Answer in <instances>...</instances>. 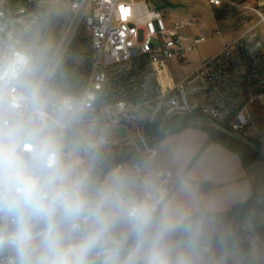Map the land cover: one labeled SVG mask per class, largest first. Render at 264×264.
I'll return each instance as SVG.
<instances>
[{
  "label": "built area",
  "instance_id": "built-area-1",
  "mask_svg": "<svg viewBox=\"0 0 264 264\" xmlns=\"http://www.w3.org/2000/svg\"><path fill=\"white\" fill-rule=\"evenodd\" d=\"M49 1L0 0V64L14 52H23L30 60L22 75L0 79V143H11L23 152L44 141L58 146L71 127L85 126L81 142L62 153L65 161L88 171L94 182L111 164L131 153L99 184L112 173L129 178L137 193L147 188L159 199L158 214L179 176L152 166L158 150L150 144L153 139L148 130L168 136L182 121L200 117L220 124L240 140L264 139L256 121L259 112L264 115V32L259 31L264 26V14L259 11L264 0L257 8L232 0H207L216 9L242 7L258 21L175 83L164 78L168 64L180 61L205 38L181 37L178 32L184 26L166 22L145 0H73L74 25L82 22L89 35V72L79 95L57 100L44 94L64 47L50 56L44 70L34 74L37 82L31 90H26L24 79L33 67L25 47ZM111 125L131 130L133 140L107 136L103 128ZM6 256L7 252H0V260Z\"/></svg>",
  "mask_w": 264,
  "mask_h": 264
},
{
  "label": "clouds",
  "instance_id": "clouds-1",
  "mask_svg": "<svg viewBox=\"0 0 264 264\" xmlns=\"http://www.w3.org/2000/svg\"><path fill=\"white\" fill-rule=\"evenodd\" d=\"M29 64L14 52L0 64V79ZM159 204L119 173L94 186L52 141L27 152L0 143V252H7L0 264H183L165 243L182 217L165 205L157 222Z\"/></svg>",
  "mask_w": 264,
  "mask_h": 264
},
{
  "label": "rangeland",
  "instance_id": "rangeland-1",
  "mask_svg": "<svg viewBox=\"0 0 264 264\" xmlns=\"http://www.w3.org/2000/svg\"><path fill=\"white\" fill-rule=\"evenodd\" d=\"M145 1L151 9L160 12L166 22L181 23L184 26L178 32L181 37L206 39L194 51L184 54L180 61L174 60L168 64V72L164 74V78L170 83L178 82L190 75L199 67L201 62L216 55L246 28L258 21L254 13L249 10H243L241 9L242 7L240 10L229 9L225 6L221 9H216L208 5L207 0ZM232 1L241 6L257 8L258 3L263 0ZM70 4V0H50L47 2L44 17L38 27L32 32L27 46L32 51L31 57L34 61L39 60V53L44 52L52 55L61 47H64L62 57H69L71 55L68 48L71 44H74L76 53L72 56V59L79 69L87 71L90 58L89 35L82 22L74 25V15L70 9ZM259 11L264 14V8L259 9ZM187 24L190 25L187 26ZM259 31L263 33L264 26H261ZM215 33H218V35L209 40L207 39L211 34ZM67 38L68 40L66 41ZM60 61L54 69L52 78L63 79L65 76L60 67ZM34 74L36 72L31 67L27 75L31 77ZM78 75V72L72 73L70 78L79 80L78 78L81 79V77ZM87 76L82 83V90L86 85ZM48 87L49 85L47 84L46 90ZM47 92L49 91L47 90ZM62 96L66 95H63L62 92H53L51 94L48 93L47 98L57 100ZM207 121L208 119L200 117L182 121L180 128L174 129L168 136L156 142L153 147L158 149L159 154L154 162L155 165H170L180 171L194 166L195 178L202 182L215 181L214 178L218 172L225 168L234 170V165L230 161L234 157L221 146L211 143L209 140V134L213 133L215 129ZM256 121L260 133L264 134V115L259 112ZM111 127H114V129L108 134L106 132L109 137H113L114 130V133L121 135V140H133L134 136L126 128H116L118 127L116 125L106 128L110 129ZM84 131L85 126L71 127L58 143L61 152L67 153L73 150L81 142ZM103 132L105 133V128H103ZM252 144L264 153V139L255 141ZM235 160L237 166L239 162L237 159ZM262 178H264V170L261 172L256 168L251 171L250 179L253 183L260 182L259 180ZM258 215L259 217L255 219V224L253 225L251 222L245 223V231H242L241 242L248 246L251 251L249 264H264V245L252 233L254 227L264 226V213ZM180 235L179 230L170 232L165 237V243L173 261L179 258L183 264H189L186 257L187 252L178 241ZM219 258V264H244V258L240 251L236 255L235 252L228 254L221 250ZM215 263L218 264V260H215Z\"/></svg>",
  "mask_w": 264,
  "mask_h": 264
},
{
  "label": "crops",
  "instance_id": "crops-1",
  "mask_svg": "<svg viewBox=\"0 0 264 264\" xmlns=\"http://www.w3.org/2000/svg\"><path fill=\"white\" fill-rule=\"evenodd\" d=\"M119 127L121 126L116 128ZM112 129H114V127H111L110 129L105 128V134L106 132L107 134L110 133ZM126 129L133 135L131 130L128 128ZM112 136V139L115 138L119 141H127V139L121 140V135L114 133V130ZM225 151L234 157V159L231 158L230 161L233 163L235 169L230 170L229 168H225L224 170L219 171L213 182H202L197 180L193 170L194 166L185 169L184 171H180L170 165H155L154 162L158 156L153 161L152 166L154 168L171 170L174 172L175 176H179L178 180L173 184L165 203L161 207L162 209L165 205H168L170 209L177 212L182 217L180 226L173 232L179 230L187 218L196 214L206 213L212 215H224L232 208V206L243 203L254 195L264 196V178L259 180L260 182L258 183H253L250 179V174L253 169L258 168L261 172L264 170V162H254L245 169L238 156L227 150ZM235 159L239 162L237 166ZM124 178L128 181L130 188L136 192V188L132 186L129 178ZM159 214L160 210L157 214V222ZM231 225L232 221L228 219L203 218L191 225L187 229V232L200 236L227 237L230 235ZM185 250L187 252L186 257L189 264H216L215 260H218L219 264L221 250L217 247L204 248L200 253H193L188 248ZM238 251V249H234L228 254L235 252L236 255H238Z\"/></svg>",
  "mask_w": 264,
  "mask_h": 264
},
{
  "label": "trees",
  "instance_id": "trees-1",
  "mask_svg": "<svg viewBox=\"0 0 264 264\" xmlns=\"http://www.w3.org/2000/svg\"><path fill=\"white\" fill-rule=\"evenodd\" d=\"M73 0H70L72 2ZM75 40V39H74ZM28 43V42H27ZM29 46L26 45V52L31 55L32 51L29 50ZM69 57H62L60 61V67L62 72L65 74L63 79L54 77L48 83V91H45L44 96L47 97L48 93L62 92L63 95H74L77 96L82 92V83L86 76L88 75L89 68L87 71H82L74 63L72 56L76 53V48L74 44H71L68 48ZM39 60L33 61V69L35 72H41L44 70L49 62L51 54L41 52L38 54ZM78 68V71H77ZM78 72L79 80L70 78V74ZM26 82V90H31L36 85V78L33 76L29 77L27 74L24 76ZM221 126L220 124H218ZM222 127V126H221ZM226 129L225 127H222ZM211 129V128H210ZM213 131V130H212ZM209 132V130H208ZM148 134L151 139H156L161 133H158L156 129L148 130ZM209 140L211 143H215L221 146L223 149L235 154L241 160V163L245 169L249 167L254 162L262 161L264 162V153L259 151V149L254 145V147L246 146L240 141L227 137L221 132L215 130L213 133L209 134ZM264 213V196L254 195L247 201L243 203L236 204L224 215H212V214H196L190 218H187L179 231L181 235L178 237V241L186 249L188 248L193 253H200L202 249L207 247H217L220 250L229 253L234 249H238L243 255L244 264H249L250 262V249L248 246L242 244V227L247 222L255 224V214ZM203 218L209 219H228L232 221L230 235L227 237H213V236H200L187 232V229L196 223L198 220ZM135 237L129 238L126 247L130 246Z\"/></svg>",
  "mask_w": 264,
  "mask_h": 264
},
{
  "label": "water",
  "instance_id": "water-1",
  "mask_svg": "<svg viewBox=\"0 0 264 264\" xmlns=\"http://www.w3.org/2000/svg\"><path fill=\"white\" fill-rule=\"evenodd\" d=\"M207 123L214 128L215 130L221 132L222 134L226 135L227 137L230 138H234L238 141H240L241 143H243L246 146H250V147H254V145L250 142L244 141V140H240L238 138H236L235 136L232 135L231 132H229L228 130L222 128L221 126H219L218 124L208 120ZM166 135L165 134H161L160 136H158L155 140H153L152 142H150V144H155L156 142L162 140L163 138H165ZM131 156V153L125 155L124 157L120 158L119 160H117L116 162H114L113 164H111L108 168L105 169V171L93 182L94 186L98 185L99 182L101 181V179L103 178V176L108 173L111 169H113L115 166H117L119 163L125 161L126 159H128ZM259 215L256 214L255 219H258ZM252 233L253 235H255L260 242L264 245V226H256L252 229Z\"/></svg>",
  "mask_w": 264,
  "mask_h": 264
},
{
  "label": "bare ground",
  "instance_id": "bare-ground-1",
  "mask_svg": "<svg viewBox=\"0 0 264 264\" xmlns=\"http://www.w3.org/2000/svg\"><path fill=\"white\" fill-rule=\"evenodd\" d=\"M70 33H71V31H70ZM69 36H70V34H69ZM69 36H68V38H69ZM68 38L66 39V41L68 40Z\"/></svg>",
  "mask_w": 264,
  "mask_h": 264
}]
</instances>
